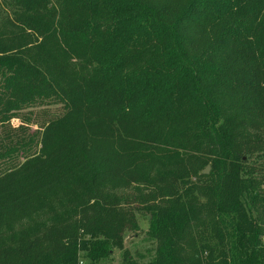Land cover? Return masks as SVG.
<instances>
[{
    "label": "trees",
    "instance_id": "obj_1",
    "mask_svg": "<svg viewBox=\"0 0 264 264\" xmlns=\"http://www.w3.org/2000/svg\"><path fill=\"white\" fill-rule=\"evenodd\" d=\"M263 155L264 0H0V264H264Z\"/></svg>",
    "mask_w": 264,
    "mask_h": 264
},
{
    "label": "rangeland",
    "instance_id": "obj_2",
    "mask_svg": "<svg viewBox=\"0 0 264 264\" xmlns=\"http://www.w3.org/2000/svg\"><path fill=\"white\" fill-rule=\"evenodd\" d=\"M31 111V120L29 123L31 129H37V121L43 122L47 117L55 115L61 112L60 105H41L34 108L28 109ZM14 125H19L20 121L15 119L13 121ZM254 161L262 162L264 164V155L261 158H256ZM210 166V165H207ZM205 166L199 175H205L204 170L207 168ZM214 171L210 166V173ZM208 174V175H209ZM48 221L47 214L41 213L32 219L26 220L24 222H17L15 229L21 228H35L37 224L45 223ZM86 239L91 240L90 236ZM128 251L131 256L138 262L146 264L154 258L156 251V242L149 232V216L144 213H138V228L135 230L127 231L124 234V240L122 242V248H111L110 254L102 257L100 259H92L88 250H80L76 257L74 264H122L123 263V253Z\"/></svg>",
    "mask_w": 264,
    "mask_h": 264
},
{
    "label": "water",
    "instance_id": "obj_3",
    "mask_svg": "<svg viewBox=\"0 0 264 264\" xmlns=\"http://www.w3.org/2000/svg\"><path fill=\"white\" fill-rule=\"evenodd\" d=\"M210 172V166H207V168L204 170V174H209Z\"/></svg>",
    "mask_w": 264,
    "mask_h": 264
}]
</instances>
